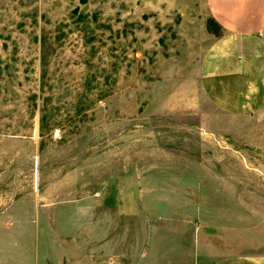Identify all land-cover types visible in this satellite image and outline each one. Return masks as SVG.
<instances>
[{
    "label": "rangeland",
    "instance_id": "rangeland-1",
    "mask_svg": "<svg viewBox=\"0 0 264 264\" xmlns=\"http://www.w3.org/2000/svg\"><path fill=\"white\" fill-rule=\"evenodd\" d=\"M227 1L0 0L14 264H186L197 237L264 251V107L225 111L200 84L218 15L259 0Z\"/></svg>",
    "mask_w": 264,
    "mask_h": 264
},
{
    "label": "crops",
    "instance_id": "crops-1",
    "mask_svg": "<svg viewBox=\"0 0 264 264\" xmlns=\"http://www.w3.org/2000/svg\"><path fill=\"white\" fill-rule=\"evenodd\" d=\"M234 3L213 0L216 10L226 5L232 8L236 6ZM218 16L224 34L212 42L200 64V84L204 92L225 111L245 113L264 107V40L261 37L264 32V0L252 3L244 17ZM7 230L5 220L0 223V232L10 234ZM185 242L186 264H264V251L238 254L229 251L223 255L206 246L198 237ZM14 245L17 244L12 238L0 237V264H14Z\"/></svg>",
    "mask_w": 264,
    "mask_h": 264
}]
</instances>
